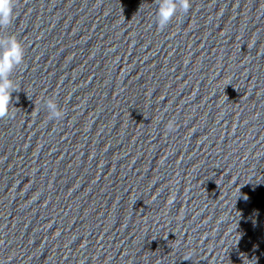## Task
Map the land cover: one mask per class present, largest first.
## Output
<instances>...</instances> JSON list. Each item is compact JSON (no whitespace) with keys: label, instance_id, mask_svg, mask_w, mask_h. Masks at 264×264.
I'll return each instance as SVG.
<instances>
[{"label":"water","instance_id":"water-1","mask_svg":"<svg viewBox=\"0 0 264 264\" xmlns=\"http://www.w3.org/2000/svg\"><path fill=\"white\" fill-rule=\"evenodd\" d=\"M159 2L16 0L0 264H264V0Z\"/></svg>","mask_w":264,"mask_h":264},{"label":"clouds","instance_id":"clouds-1","mask_svg":"<svg viewBox=\"0 0 264 264\" xmlns=\"http://www.w3.org/2000/svg\"><path fill=\"white\" fill-rule=\"evenodd\" d=\"M191 6V0H160L157 25L161 29L167 27L178 14V9L180 12L187 13ZM15 7L16 0H0V28H7L13 23ZM0 45L4 46V51L0 53V118H4L9 115V105L12 101L11 82L8 80V75L14 67L23 63L25 50L15 36H8L0 41ZM48 107L52 109L51 115L56 120L63 119L65 114L63 109L58 110L51 101L48 102ZM167 127L169 131H172V122H169Z\"/></svg>","mask_w":264,"mask_h":264}]
</instances>
